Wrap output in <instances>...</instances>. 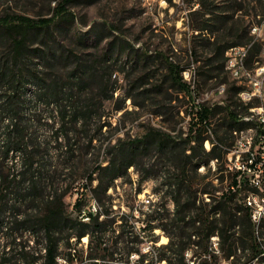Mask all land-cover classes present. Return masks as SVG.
<instances>
[{
    "label": "trees",
    "instance_id": "obj_1",
    "mask_svg": "<svg viewBox=\"0 0 264 264\" xmlns=\"http://www.w3.org/2000/svg\"><path fill=\"white\" fill-rule=\"evenodd\" d=\"M70 1L59 0L50 16L17 14L0 18V30L4 32L0 38L8 37L4 45L7 50L0 53V264H112L121 255L129 257L133 252L139 253L141 261L149 262L147 257L154 253L159 261L190 264L185 251L192 244L198 245L195 250L204 255L217 258V251H221L227 258L232 256V264H239L243 257H247L243 264H251L263 248L259 239L262 231L256 232L250 209L243 201L250 190H255L246 171L228 170V186L216 195L211 167L200 170L211 159L218 162L213 173L222 170L221 161L227 157V143H232L234 130L241 132L251 124L241 118L250 105L239 96L237 100L228 98L221 109L220 105L198 101L189 110V100L183 97L193 96L196 76L212 74L216 64L225 68V52L230 46L252 39L250 26L264 18V0H196L199 7L190 11L191 28L197 31L191 51L197 55L202 49L209 57L203 61L197 57L195 61L200 64L196 68L163 54L164 79L160 77L153 87L141 83L133 87L139 88L136 94H152L149 99L159 106L154 113L162 117L173 112L164 102L178 100L180 106L186 105L189 130L149 125L133 136L110 137L100 141L98 149L102 151L104 146L103 159L98 154L88 157V148L97 146L93 141L98 138L90 134L91 124L101 121L103 115L93 109L101 108L113 97L116 87L109 94L103 91L102 81L95 87L88 85L89 89L83 87L85 80L98 75L80 57L71 63L69 71L52 73L47 71L46 63L30 62L25 52L31 45L26 34L36 31L44 37L41 47L37 46L38 56L46 60L55 56L51 29L59 18L70 13L66 7ZM260 51L261 42H254L248 65L259 59ZM185 69H192V81L184 78ZM240 89L241 85H232L229 92L239 93ZM126 95L135 104L144 105L135 99L132 90ZM220 112L219 129L211 127L212 118ZM103 125L105 121L99 130ZM213 129L218 139L210 135ZM205 140L211 142L208 149ZM131 166L140 173V182L148 178L156 181L160 201L141 213L150 229L159 226L169 237L167 243L152 245L145 252L136 241L134 225L124 221V214L119 216L118 227L114 225L117 216H111L109 206L96 212L88 210V220L82 215L85 190L78 185L87 187L97 179L95 194L98 189L106 193L117 178L128 174ZM220 177V181L225 179L224 174ZM72 188H76L77 196L70 209L66 197ZM203 193L210 196L206 202ZM166 196L174 202L172 211L165 207ZM215 233L218 248L209 244ZM85 235L89 237L87 255L78 247ZM192 235L201 238L196 241ZM197 264L208 261L203 259Z\"/></svg>",
    "mask_w": 264,
    "mask_h": 264
},
{
    "label": "rangeland",
    "instance_id": "obj_2",
    "mask_svg": "<svg viewBox=\"0 0 264 264\" xmlns=\"http://www.w3.org/2000/svg\"><path fill=\"white\" fill-rule=\"evenodd\" d=\"M59 0H0V18L11 15L14 17L17 14H25L29 16H50L54 12L53 9ZM69 14L63 18H59L57 25L55 24L51 31L50 39L53 42L55 56L48 60L38 56L40 53L37 46L41 47V41L44 37L36 31L27 33V40L31 45L25 49L29 54L30 62L42 61V65L46 63L47 71L58 72L60 70L69 71L79 57L84 65L89 69H94L97 77L91 80H85L83 87H95L99 81H102L103 91L106 94L112 93V88L116 87L114 96L105 100L103 106L98 109L102 112V120H94L91 124L92 129L90 134L98 136L93 141L97 146L90 147L88 157L98 154L99 159L104 158L103 147L99 151L101 142H106L110 137L136 135L142 133L149 125L162 127L164 129H173L175 131L189 130V116L185 113L186 105L180 106L181 102L172 100L164 102L172 113H167L163 117L154 113L158 109V104L149 99L151 93L136 94L139 88H133L138 83L143 84V87H153L160 77H163L162 71L164 62L161 56L164 54L174 60L180 61L181 64L190 63L191 67H196L200 61L195 59L201 58L202 61L209 57V54L204 50L199 49L197 55L191 49L193 46V34L197 31L191 28L193 18L190 16V11L199 7L196 0H72L66 4ZM0 33H4L0 30ZM7 35L0 38V53L6 52L5 43ZM261 42V51L259 59L264 62V43ZM67 49L73 54H67ZM147 52L146 56H143ZM143 56V57H141ZM216 62L213 64L215 65ZM189 70V69H188ZM203 70H201L202 72ZM63 73V72H61ZM192 69L189 70L186 79L191 80ZM202 74V73H201ZM212 75V76H211ZM164 79V77L162 78ZM192 81V80H191ZM144 82V83H143ZM195 90L190 98H185L188 102L187 109H191V104L200 102L209 105L225 106L227 99H239L238 93L230 94L229 89L232 85H241L233 78L226 67L224 69L216 64L215 71L208 76H196L193 81ZM133 91L137 101H141L144 105H138L133 102L132 97H127L126 93ZM183 95V94H179ZM146 96V97H143ZM182 98V99H183ZM195 98V99H194ZM153 100H156L153 99ZM144 101V102H143ZM157 101V100H156ZM160 105L162 103L160 102ZM181 107V108H180ZM247 112L243 115H251V104ZM221 112L212 118V123L216 129H219V116ZM105 121L102 130H99L100 123ZM249 121V120H246ZM249 128L244 127L241 132L244 133L252 128V121ZM247 128V129H246ZM224 127L220 131H224ZM217 131V130H216ZM216 131H209L214 139H218ZM240 131V130H237ZM186 134V133H184ZM237 142V136L232 139V143L227 145L229 149L234 147ZM105 145V144H104ZM204 146L208 149L211 146L209 140H205ZM92 154H91V153ZM91 154V155H90ZM247 158V155L242 150H235L232 153V160L228 155L226 159L221 161L222 170L216 174L215 169L218 167L216 159H211L207 167L202 165L201 171H206L211 167L212 183L217 187L216 195L221 191L226 190L228 186V170L231 169L229 163L232 164L239 159ZM233 165L232 169H235ZM260 175L264 171L259 170ZM224 174L225 179L220 181V176ZM218 175V178L217 176ZM140 173L134 166L129 167L128 174L123 178H117L114 185L110 186L106 193L98 189V195L95 194L94 187L97 184V179L93 180L92 184L85 187L79 184V188L85 190L84 207L89 209L92 203H97L99 209L109 206L112 209L111 216H117V221L114 225L118 227L121 222L119 216L125 215V222L133 224L135 231L138 234L137 243L141 245V251L145 252L153 246H159L167 243L169 237L166 230L157 226L156 230L150 229L148 225L143 227L144 214L142 210H147L150 206L160 201V196L155 192L156 181L152 178L140 180ZM204 181H207L204 180ZM138 187L140 191L138 192ZM76 189V188H74ZM72 188V191L66 197L70 203V209L73 208L77 193ZM144 197L147 198V206H145ZM203 202L208 201L210 196L203 193ZM165 207L169 211L174 208V202L169 196L163 199ZM199 203V202H198ZM104 215H101L103 218ZM105 217V216H104ZM145 237H141V234ZM217 237V238H216ZM201 237L192 235L193 240H198ZM219 239L215 233L209 239V244L214 245V241ZM89 237L87 235L81 238L78 247L84 255L88 252ZM151 246V247H150ZM198 245L192 244V248L185 251L186 260L190 264H197L199 261L206 259L208 264H232V256L227 258L221 251H217V258L211 254H202L200 250H195ZM219 246V245H218ZM200 249V248H199ZM138 253V252H137ZM139 254V253H138ZM206 256V258H205ZM147 260L141 261L138 256L128 257L123 254L119 259L112 264H169L158 260L154 253L150 254ZM247 257L239 260V264H243ZM248 264V262H246ZM251 264H263L262 262L252 261Z\"/></svg>",
    "mask_w": 264,
    "mask_h": 264
},
{
    "label": "built area",
    "instance_id": "obj_3",
    "mask_svg": "<svg viewBox=\"0 0 264 264\" xmlns=\"http://www.w3.org/2000/svg\"><path fill=\"white\" fill-rule=\"evenodd\" d=\"M250 35L252 39L248 43L232 45L225 52L226 69L233 78L241 83V89L238 93L241 100L251 101L256 107V116H241L242 119L252 120V128L244 133H235L237 142L233 148L229 149L227 155L230 160H232V153L235 150H242L247 155V158L243 157L233 164L230 162L229 165L231 168L235 165L236 168H242L246 171L249 184L255 188V190H250L244 196L243 201L250 209L251 219L255 224L256 232L262 231L259 239L263 251L255 258V261L264 264V174L260 175L259 173V170L264 171V62L257 59L249 65L247 63L253 43L256 41L264 43V18L260 22L251 24ZM232 61H239V68H232ZM188 73L189 70L185 69V77H187ZM147 198H143L145 206H147ZM98 208L95 202L92 203L89 209L84 207L83 218L88 220L87 211L96 212ZM145 226L146 224L143 223V227ZM141 237L145 236L141 234ZM213 243L214 245L212 246L218 248L219 239H216ZM131 256L139 257V254L133 252ZM259 259L261 261H258ZM163 261L165 262V259Z\"/></svg>",
    "mask_w": 264,
    "mask_h": 264
},
{
    "label": "bare ground",
    "instance_id": "obj_4",
    "mask_svg": "<svg viewBox=\"0 0 264 264\" xmlns=\"http://www.w3.org/2000/svg\"><path fill=\"white\" fill-rule=\"evenodd\" d=\"M250 33H251V26H250ZM232 68H239V61H232ZM246 105L251 104V115L250 116H256V107L252 104L251 101H243ZM244 120H250L251 119H244Z\"/></svg>",
    "mask_w": 264,
    "mask_h": 264
}]
</instances>
